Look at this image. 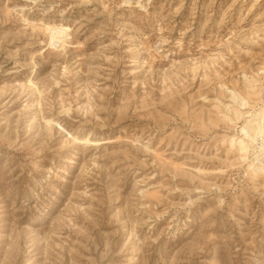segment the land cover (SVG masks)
Returning a JSON list of instances; mask_svg holds the SVG:
<instances>
[{"label":"rangeland","instance_id":"rangeland-1","mask_svg":"<svg viewBox=\"0 0 264 264\" xmlns=\"http://www.w3.org/2000/svg\"><path fill=\"white\" fill-rule=\"evenodd\" d=\"M263 128L264 0H0V264H264Z\"/></svg>","mask_w":264,"mask_h":264},{"label":"bare ground","instance_id":"bare-ground-1","mask_svg":"<svg viewBox=\"0 0 264 264\" xmlns=\"http://www.w3.org/2000/svg\"><path fill=\"white\" fill-rule=\"evenodd\" d=\"M66 34H67V29L66 30L65 29H54V30H52V38L55 39V41H57V42L60 41V40L63 41V39L66 37ZM51 123H52V121H51ZM263 130H264V128H263ZM248 134H249V132H248ZM248 137L250 138V140L255 141V138L254 137H252V136H248Z\"/></svg>","mask_w":264,"mask_h":264}]
</instances>
